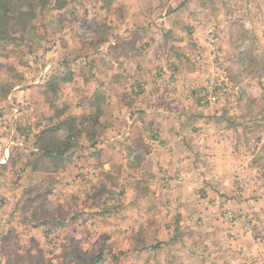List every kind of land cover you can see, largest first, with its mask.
I'll return each mask as SVG.
<instances>
[{"label": "rangeland", "instance_id": "obj_1", "mask_svg": "<svg viewBox=\"0 0 264 264\" xmlns=\"http://www.w3.org/2000/svg\"><path fill=\"white\" fill-rule=\"evenodd\" d=\"M66 1L0 41V264H264V0Z\"/></svg>", "mask_w": 264, "mask_h": 264}, {"label": "trees", "instance_id": "obj_2", "mask_svg": "<svg viewBox=\"0 0 264 264\" xmlns=\"http://www.w3.org/2000/svg\"><path fill=\"white\" fill-rule=\"evenodd\" d=\"M49 0H0V41L4 43L22 41L23 35L27 29L31 28L33 19L37 14V9H42L48 4ZM67 4L66 0H53V7L60 9ZM59 81H66V77H55ZM50 80L46 82L49 88H54L50 84ZM64 127L72 128L66 120L61 121L56 126L43 129L37 137L38 150L40 156L38 159L47 158L50 161L61 162L68 157L65 152L70 148L71 143L69 136L58 140L56 132ZM94 133V132H93ZM89 264V263H88ZM91 264V263H90Z\"/></svg>", "mask_w": 264, "mask_h": 264}, {"label": "crops", "instance_id": "obj_3", "mask_svg": "<svg viewBox=\"0 0 264 264\" xmlns=\"http://www.w3.org/2000/svg\"><path fill=\"white\" fill-rule=\"evenodd\" d=\"M145 82H143L144 86H145V90L148 88V90H144V92H147L149 91V85L151 83V80H149L148 78V75L147 77L145 76L143 78ZM110 82H106V84H108ZM111 83H114L113 81ZM147 84V85H146ZM105 85V84H103ZM151 94V93H150ZM150 94L148 93V96H150ZM116 101H117V98H115ZM183 101H181L183 104H188L190 103V101L187 99V98H183L182 99ZM132 101H134L135 103H133V105H136L138 102H142V104H144V111L145 112H142V118L141 120L144 121V123H146L147 121L148 122H152V124L154 126L157 127V130L154 132V134H152V136L150 137L152 140H151V143H152V146H155V148H158V149H161V150H165V151H170V150H175L177 148V144L174 143L173 144V140L171 139H174V136L176 134H179L181 133L182 131H178V128H176L177 130H175L174 132H168L167 130H164V127H163V123L161 121H159V119L157 117H160L163 118V115H161V112H152V111H156L158 108H159V105H158V101L155 99V98H132ZM170 101V100H169ZM159 102H162L163 101H159ZM133 105H132V108H133ZM163 105H161L162 107ZM188 108H185V110L183 111H179L176 116H174L176 119L178 118H182V119H187V120H193L195 119L197 116H192L190 114H188ZM136 115L134 117H129L128 121H133L134 119H136ZM146 121V122H145ZM157 121H159L158 124ZM137 122H135L136 124ZM180 128H182V126L180 125ZM195 129V128H193ZM142 130V137H143V141H146V138H148V132H146V128L143 127ZM184 131V130H183ZM147 133V134H146ZM147 135V136H146ZM126 148H128L129 150H133V147L131 145L126 144ZM117 148H120L119 146H117ZM151 155V154H150ZM149 155V156H150ZM151 161V159H150Z\"/></svg>", "mask_w": 264, "mask_h": 264}, {"label": "built area", "instance_id": "obj_4", "mask_svg": "<svg viewBox=\"0 0 264 264\" xmlns=\"http://www.w3.org/2000/svg\"><path fill=\"white\" fill-rule=\"evenodd\" d=\"M206 97H207L206 99H207L208 103L211 101H213V102L217 101V99H218L217 94L213 91L207 92ZM202 104H205V103L203 102Z\"/></svg>", "mask_w": 264, "mask_h": 264}]
</instances>
